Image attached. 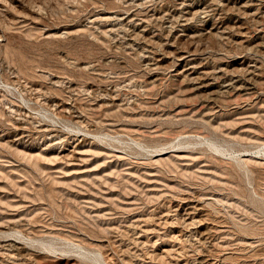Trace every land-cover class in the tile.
<instances>
[{
  "label": "rangeland",
  "instance_id": "rangeland-1",
  "mask_svg": "<svg viewBox=\"0 0 264 264\" xmlns=\"http://www.w3.org/2000/svg\"><path fill=\"white\" fill-rule=\"evenodd\" d=\"M0 264H264V0H0Z\"/></svg>",
  "mask_w": 264,
  "mask_h": 264
}]
</instances>
